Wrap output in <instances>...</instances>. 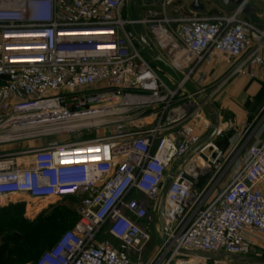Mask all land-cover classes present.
Instances as JSON below:
<instances>
[{"label": "built area", "instance_id": "built-area-1", "mask_svg": "<svg viewBox=\"0 0 264 264\" xmlns=\"http://www.w3.org/2000/svg\"><path fill=\"white\" fill-rule=\"evenodd\" d=\"M178 1L147 0L132 18L128 0H0V208L80 199L32 264L264 254V138L246 146L248 124L229 147L201 143L200 99L215 58L229 65L221 86L259 77L264 26L246 16L249 0L217 14ZM153 48L171 74L144 55ZM155 214L162 239L143 256Z\"/></svg>", "mask_w": 264, "mask_h": 264}, {"label": "rangeland", "instance_id": "rangeland-1", "mask_svg": "<svg viewBox=\"0 0 264 264\" xmlns=\"http://www.w3.org/2000/svg\"><path fill=\"white\" fill-rule=\"evenodd\" d=\"M200 1L202 3H205L207 7L206 10L203 11L205 13L217 14L226 12L235 7L234 5H224L219 0ZM190 3V0H179L176 5V9L183 13H190V11H192ZM147 7V0H128L124 9V14L132 18H140L146 15ZM247 8L249 11H253L255 9L260 10L261 14L259 16V19L254 18V15L249 17L254 22L263 20V24H261L264 25V0H249ZM135 31L139 34H147L146 29L143 26H135ZM149 39L151 38L149 37ZM144 55L154 64L155 67L160 70L161 73L171 74L168 65L156 58L157 55H159V51L156 48H153V50L146 49L144 51ZM216 76L219 75L215 73L211 75L208 82H206V91L200 97L203 103L202 116L210 119L211 121H216L217 124H223L222 127H224L223 129L226 133L232 132L234 128L241 129L242 127H230L231 124L229 118L232 115V111L227 108V106L223 102V98L227 99L228 97H230L229 99L231 100L232 97L230 95L232 94V89L239 81L247 85L252 82L236 76L221 86L220 84L223 81L225 75H220L219 78H215ZM244 96V94H241L238 96H234L233 98L237 103L242 101L244 99ZM235 97L237 99H235ZM251 98L252 97H249V99H247L246 101L245 106L247 108L245 112H248V106L251 105ZM261 106L262 98L257 97V102L251 109V113H258ZM263 113L264 111L261 113V115ZM225 122L228 123L225 125ZM253 128L254 126L251 127L250 131H252ZM26 144L27 142H23L20 146L25 147ZM30 144H33V142H30ZM13 146L14 145L6 146V149L11 150V148L14 149L18 145L16 144L15 147ZM245 149L243 150V152L245 151ZM79 200L80 199L78 198H65L54 201L52 203H25V205L20 208L19 212H21L22 216L26 219L24 227H26V225L31 226L30 229H32V232H30V235L25 236L19 241L17 240L16 236L18 234L23 235V233L26 231L24 228L15 229L5 227V229L0 230V248L2 247L1 245H3V241L8 238V235L14 236L13 241L10 244V249L14 252L23 251L25 252V254L24 256L18 255L15 257V253H13V255H11L9 258L6 257L1 264H32L45 250L51 247L52 243L56 240L57 236L62 231L69 228L76 221ZM13 212L18 213V210H13ZM161 239L162 225L158 214H155V219L152 227V237L144 250L143 256H147L161 241ZM235 261L242 264H264V254L260 251H254L250 255L244 257H236Z\"/></svg>", "mask_w": 264, "mask_h": 264}, {"label": "crops", "instance_id": "crops-1", "mask_svg": "<svg viewBox=\"0 0 264 264\" xmlns=\"http://www.w3.org/2000/svg\"><path fill=\"white\" fill-rule=\"evenodd\" d=\"M205 5V3H204ZM190 7H191V3H190ZM206 5H205V9L203 11L206 10ZM191 10H193L191 8ZM201 11V12H203ZM205 13V12H204ZM246 16L248 18H250L249 16H253L254 18H258L261 14L260 10H253V11H249L247 13H245ZM260 22V23H258ZM259 25L263 24V20H258ZM262 23V24H261ZM229 65L227 63H225L224 61H221L218 58H215L213 63L206 67V71L208 72V78L207 81L210 79L211 75L218 74L219 76H224L227 73V69H228ZM259 74V77L257 79H253L250 80L246 77L243 76H239L241 78H244L245 80L252 82L249 85L239 81L235 87H233L232 89V94L230 95L232 98L234 96H238L241 94H244V99L240 102H235L234 98L231 100L229 99L230 97L223 98V102L225 103V105L227 106V108L229 110L232 111V115L229 118L230 124L232 125V127H242L241 129L238 128H234V130L232 132L226 133L224 131V127H222L223 124H218V128L220 127L222 130L221 132H217L215 135H213L211 137L212 140H214L220 147H229L233 137L236 135V133L238 131H242L248 124H251V127L254 126L253 130L247 132L246 136H245V144L246 146H248L250 143H252L253 141H255L257 139V137L260 138H264V113L261 115V113L264 111V69L257 67L256 68ZM219 76H216L215 78H219ZM243 96V95H242ZM249 97L251 98L250 101V106H248V112L246 111V101L247 99H249ZM257 97H261L262 98V106L260 107L258 113L256 114H252L251 113V109L253 108V106L256 104L257 102ZM243 98V97H242ZM235 99H237L235 97ZM250 109V111H249ZM210 120V119H209ZM211 124L212 121L210 120ZM228 122H225V125ZM210 129L208 131H204L202 130V138L207 137L208 133H209Z\"/></svg>", "mask_w": 264, "mask_h": 264}, {"label": "trees", "instance_id": "trees-1", "mask_svg": "<svg viewBox=\"0 0 264 264\" xmlns=\"http://www.w3.org/2000/svg\"><path fill=\"white\" fill-rule=\"evenodd\" d=\"M24 205H25L24 203H17V204H9V205H6V206L0 208V230L5 229V227H7V228H15V229L24 228L26 230L23 233V235L18 234L16 236L17 240H19V241L22 238H24L25 236L30 235V232H32V229H30V227H31L30 225L29 226L26 225V227H24L26 219L22 216L21 212H19L20 208H22ZM13 210H18V213L13 212ZM59 235L57 236L56 240L58 239ZM13 237L14 236H9L8 235V238H6L5 240L6 241H11V240L13 241ZM13 253H15V257L18 256V255L19 256L20 255L24 256V254H25V252H23V251L14 252L13 250L10 249V245H8V247H6V248H0V264L3 263V260L6 257L9 258L11 255H13Z\"/></svg>", "mask_w": 264, "mask_h": 264}, {"label": "water", "instance_id": "water-1", "mask_svg": "<svg viewBox=\"0 0 264 264\" xmlns=\"http://www.w3.org/2000/svg\"><path fill=\"white\" fill-rule=\"evenodd\" d=\"M191 1V8L195 11L201 12L205 9L204 3H202L200 0H190ZM224 5H239L243 0H219ZM248 12V8H246L245 13ZM145 41V40H144ZM160 59V58H159ZM218 130V124L216 121H212L210 131L207 135V137H204L201 139V143H204L211 139L213 135L217 133Z\"/></svg>", "mask_w": 264, "mask_h": 264}, {"label": "flooded vegetation", "instance_id": "flooded-vegetation-1", "mask_svg": "<svg viewBox=\"0 0 264 264\" xmlns=\"http://www.w3.org/2000/svg\"><path fill=\"white\" fill-rule=\"evenodd\" d=\"M17 203H24L25 204V202L24 201H14V202H12V203H10V204H17ZM12 243V240L11 241H3V245H1V246H3V247H1V248H6V247H8V245H10Z\"/></svg>", "mask_w": 264, "mask_h": 264}]
</instances>
